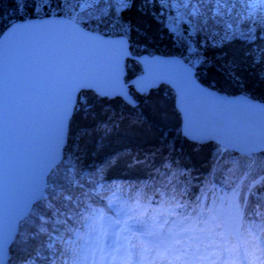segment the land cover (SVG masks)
<instances>
[{
	"label": "snow or ice",
	"instance_id": "snow-or-ice-1",
	"mask_svg": "<svg viewBox=\"0 0 264 264\" xmlns=\"http://www.w3.org/2000/svg\"><path fill=\"white\" fill-rule=\"evenodd\" d=\"M178 2L183 6L185 0ZM173 3L174 0H12V13L0 12V190H6L5 202L0 205L3 209L0 264H37L31 253L24 254L27 240L23 229L38 208H52L49 196L55 198L56 189L50 188V183H56L61 145L67 141L71 150L72 130L78 122L92 120L98 129L107 131L100 117L112 119L118 111L120 118L127 115L139 122L153 92L166 83L176 86L182 107L185 98L190 96L205 105L241 109L264 122V104L246 95L228 99L201 84L200 69L206 60L196 58L185 62L161 58L147 50L136 51L132 36L137 28L127 19L129 14L155 20L154 11L159 15L171 9ZM247 7L255 11L247 14L245 27L250 30L255 26L259 29L257 35L264 33V0H252ZM196 14L191 9L186 10V15ZM54 16L66 18L60 21L66 31L48 30L46 21ZM85 19L104 24L121 33L122 38L104 40L80 31L77 25ZM33 20L41 23L33 24ZM175 20L170 21L168 30L179 36ZM26 35L53 44L61 40L75 42L90 54L110 51L112 76L106 81L90 75L67 78L55 110L54 146L48 148L32 168V178L21 200L15 192V173L19 165L20 106L25 84L12 51L9 50L5 58L4 48L6 42ZM227 57V52L221 53L223 63L217 71L223 72L229 85L234 84L238 89L246 87L239 71L241 62H247L264 80V49L259 53L249 49L238 57L236 54ZM122 61H130L139 68L123 82ZM187 133L193 149L203 147L206 134L193 126L190 113ZM232 147V141L221 138L217 151L227 152ZM242 152L246 170L255 173L248 190L264 187V131L249 136L243 142ZM64 178L71 183L67 174ZM96 195L101 196V193L96 192ZM237 196L233 191L231 196L221 197L219 205L213 200L207 208L201 201L191 209L195 214L192 215L187 211L189 206L175 198L156 201L153 205L141 188L131 186L129 194L128 188L113 185L104 189L101 198L108 200L106 208L115 214L109 215L105 208L84 204V211L77 213L83 231L70 230L67 238L57 234L54 243L49 235L48 248L58 245L59 255L53 252L42 259L46 264H264V221L252 220L245 225L246 200H238ZM225 201L226 212L222 210ZM258 215L264 216V212ZM36 220L40 224L39 231L45 232L48 218L39 215Z\"/></svg>",
	"mask_w": 264,
	"mask_h": 264
},
{
	"label": "trees",
	"instance_id": "trees-1",
	"mask_svg": "<svg viewBox=\"0 0 264 264\" xmlns=\"http://www.w3.org/2000/svg\"><path fill=\"white\" fill-rule=\"evenodd\" d=\"M229 1L241 7L242 11L252 3V0ZM173 7L175 11L182 9L178 0H175ZM172 8L166 11L168 15L165 11L159 15L154 11L152 15L156 17L155 20L129 14L127 19L137 28L132 36L137 45L136 51L179 56L187 62L204 59L206 63L201 67L199 76L201 83L221 92L231 95L242 93L264 102V80L255 74L256 70L249 67L247 62H241L239 68L245 78L246 87L243 89L226 83L223 72L217 71L223 63L220 58L222 52L228 53V59L234 54L238 57L249 49L253 53L264 49V33L257 35L259 29L256 28L250 34L251 39L248 35H235L230 40L209 45L204 52L192 50L168 30ZM0 12L11 14L12 0H0ZM79 24L86 29L95 25L92 26L94 31L104 35L122 36L102 23L85 19ZM126 65L127 76L139 71L130 61ZM100 119L107 125V131L98 129L92 120L80 121L74 126L71 150L67 142L57 169L56 183H50V188L56 189V197L49 196L52 208H38L36 215L24 226L23 235L27 240L24 254L31 253L37 264H46L42 258L53 252L59 255L58 245L48 248L49 235L53 243L57 234L69 237L71 228L82 223L77 213L83 212V205L99 206L106 200L101 198L104 189L113 185H127L128 189L131 186L139 187L153 205L156 201L175 198L177 202L189 206L188 212L198 205L201 195L215 197L221 191L225 196H231L236 191L238 200H246V215L257 222L264 221V216L258 215L264 212V187L248 190L255 173L246 170V158L232 151L218 152L216 142L204 143L203 147L193 149L191 141L182 134L181 115L175 107V94L169 87L162 86L153 92L139 122L127 115L120 118L119 111L112 119L103 116ZM65 174L71 183L65 180ZM96 192H100L101 196H97ZM39 215L49 220L44 226L45 232L39 231L40 224L36 220ZM65 220L68 223H64Z\"/></svg>",
	"mask_w": 264,
	"mask_h": 264
},
{
	"label": "water",
	"instance_id": "water-1",
	"mask_svg": "<svg viewBox=\"0 0 264 264\" xmlns=\"http://www.w3.org/2000/svg\"><path fill=\"white\" fill-rule=\"evenodd\" d=\"M61 20H66V18L54 16L46 21L49 26L48 30L53 33L66 31L65 26L60 23ZM31 23L39 25L41 21L33 20ZM77 27L82 32L99 36L104 40H119L122 38V36L100 34L88 30L80 24ZM9 50L12 51L15 57L22 75V83L25 84L20 106L19 165L15 173V192L20 198L21 195H18V193L20 194L27 189L32 178V168L35 167L36 162L43 157L48 148L54 146L55 110L62 95L65 81L69 76L74 75H90L102 81L110 79L112 76L110 69L112 53L105 51L90 54L75 42L61 40L53 44L48 40L33 39L29 35L18 36L14 41L6 42L4 48L5 58H7ZM155 55L161 58L182 59L179 56ZM125 64H127V61L121 62V82L126 80L127 77ZM201 84L205 88L209 87L203 83ZM163 86L169 87L175 94V107L180 113L182 120L181 131L187 139H189L187 133L189 113L195 128L203 130L204 127L200 125L203 123L202 121L205 122L203 123L205 126L203 132L206 134V138L202 142L203 144L209 142L218 144L219 140L224 138L233 142V147L230 151L241 156H244L242 152L243 142L249 136L259 135L264 131V122H262L260 117L246 113L241 109L205 105L203 101L190 96L185 98L184 106L182 107L181 97L176 86L167 83ZM214 90L218 95L228 99L245 95L242 93L231 95L217 89ZM249 98L256 103L264 104L262 101L252 97ZM208 120L211 121L206 123ZM218 123L224 124L227 128L220 130V132H214L213 127ZM242 135L246 138H243ZM66 144L67 141L61 145L60 161L63 158ZM5 196L6 190H0V205L5 202L3 200ZM2 227L3 209L0 206V229ZM2 258V254H0V261H2Z\"/></svg>",
	"mask_w": 264,
	"mask_h": 264
},
{
	"label": "rangeland",
	"instance_id": "rangeland-1",
	"mask_svg": "<svg viewBox=\"0 0 264 264\" xmlns=\"http://www.w3.org/2000/svg\"><path fill=\"white\" fill-rule=\"evenodd\" d=\"M172 6H175V0ZM179 6H177L178 9ZM174 9L173 7V12L169 14L170 18L168 19L172 21L173 18H176L175 22L179 29V36L174 34L177 40L179 42L184 41L185 45H189L192 50H200V52H204L209 45L230 40L235 35L249 36L256 29L255 26H251L249 30L244 23L247 14L255 10L249 8L247 10L244 7L245 10L242 11L241 7L236 6L229 0H185L180 11ZM187 9H191L198 14L186 15ZM222 9L226 11H222ZM92 26L95 25H91L88 30L94 31L95 28Z\"/></svg>",
	"mask_w": 264,
	"mask_h": 264
},
{
	"label": "bare ground",
	"instance_id": "bare-ground-1",
	"mask_svg": "<svg viewBox=\"0 0 264 264\" xmlns=\"http://www.w3.org/2000/svg\"><path fill=\"white\" fill-rule=\"evenodd\" d=\"M196 119V118H195ZM198 121V120H197ZM211 120H208L206 123H208V122H210ZM199 122V121H198ZM203 123H205L204 121H202ZM203 123H201V127H204L205 128V126H204V124ZM217 123V122H216ZM204 128H203V130L202 131H204ZM209 128V127H208ZM227 128V126H225L224 124H220V123H218V124H215V126L213 127V131L215 132V131H217V132H220V130H224V129H226ZM221 134H222V132H221ZM241 135V134H240ZM243 136V138H246V137H244V135H242ZM242 138V137H241ZM26 191H27V189L26 190H23V192H21L20 194L18 193V195H21V200H22V198H23V196H24V194L26 193Z\"/></svg>",
	"mask_w": 264,
	"mask_h": 264
}]
</instances>
